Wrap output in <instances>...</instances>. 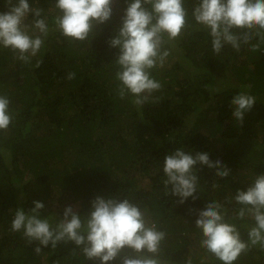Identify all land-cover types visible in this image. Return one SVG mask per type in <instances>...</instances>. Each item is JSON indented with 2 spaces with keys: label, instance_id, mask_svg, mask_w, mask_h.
Instances as JSON below:
<instances>
[{
  "label": "trees",
  "instance_id": "obj_1",
  "mask_svg": "<svg viewBox=\"0 0 264 264\" xmlns=\"http://www.w3.org/2000/svg\"><path fill=\"white\" fill-rule=\"evenodd\" d=\"M194 3L186 0L189 13ZM29 4L42 9L40 18L50 29L42 48L24 63L0 47V95L9 98L12 114L8 129L0 131V264H99L86 260L71 241L53 249L29 244L11 229L15 210L27 212L33 201L43 202L41 217L55 223L68 206L83 219L97 196L128 198L146 211L148 221L166 233L161 250L168 264H222L200 247L196 213L246 191L264 173V45L255 52L250 45L239 51L226 45L217 55L208 31L189 16L191 26L165 44L175 67L152 70L162 84L153 94L159 100L138 109L131 96L116 94L119 49L108 43L121 26L125 0H113L111 18L85 41L56 30L55 0ZM7 10L0 0V12ZM34 19L30 13L25 20L30 34ZM241 91L256 97L242 123L230 107ZM179 147L207 152L230 174L220 178L215 169L198 165L197 199L178 203L179 197L166 194L162 165ZM238 207L228 205L226 219L247 240L255 222L250 216L235 219ZM123 255L134 253L125 249ZM109 264H120V257ZM234 264H264V249L250 247Z\"/></svg>",
  "mask_w": 264,
  "mask_h": 264
},
{
  "label": "clouds",
  "instance_id": "obj_2",
  "mask_svg": "<svg viewBox=\"0 0 264 264\" xmlns=\"http://www.w3.org/2000/svg\"><path fill=\"white\" fill-rule=\"evenodd\" d=\"M125 3L121 26L108 43L119 49L114 61L118 69L116 94L120 99L131 96L138 109L159 100L153 94L161 90L162 84L153 77L152 70L164 66L170 55L165 44L175 41L191 26L189 16L208 31L212 51L217 55L226 45L236 51L242 45H250L254 52L264 45V0H195L190 13L186 0H125ZM112 4L113 0H55V8L59 10L54 19L55 28L70 40L85 41L95 33L97 25L111 18ZM5 5L8 10L0 12V47L10 49L17 59L29 63L50 31L46 20L40 18L42 9L30 7L29 0H5ZM30 13L35 17L32 34L25 23ZM253 40L256 42L252 43ZM40 63L37 61V66ZM74 76L69 73L68 79ZM255 103V96L241 91L231 99L232 116L242 123ZM9 104V98L0 95V131H6L12 120ZM198 165L215 169V175L220 178L230 174L220 160L211 161L207 152H186L179 147L164 157L166 194L179 197L181 204L189 197L197 199L194 194L198 191ZM233 201L239 206L235 219L250 216L255 222L247 231V240L242 239L236 224L226 219L228 205ZM33 204L27 212L16 209L11 223L12 231L22 232L29 244L37 241L54 249L59 242L71 241L86 260L99 264H109L118 256L120 264H168L161 250L166 233L155 222L150 223L146 211L128 198L97 196L83 219L68 206L62 219L55 223L41 217L45 209L43 202L33 201ZM196 215L195 227L202 235L200 247L222 264H234L250 247L259 245L264 249V173L255 176L246 191L237 190L224 203L211 201ZM125 249L134 255L121 256ZM34 250L39 253L41 247Z\"/></svg>",
  "mask_w": 264,
  "mask_h": 264
},
{
  "label": "rangeland",
  "instance_id": "obj_3",
  "mask_svg": "<svg viewBox=\"0 0 264 264\" xmlns=\"http://www.w3.org/2000/svg\"><path fill=\"white\" fill-rule=\"evenodd\" d=\"M177 56H179V53H177L176 54ZM168 65L169 67H171V68H174L175 66H174V64H173V62H170L168 59L165 61V64L164 65ZM186 71H188V70H186ZM181 73H183V72H181ZM185 75V74H184ZM215 105V104H214ZM214 105H212V106H214ZM199 259V258H198ZM197 259V260H198Z\"/></svg>",
  "mask_w": 264,
  "mask_h": 264
}]
</instances>
